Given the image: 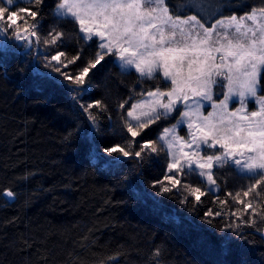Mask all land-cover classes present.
Returning a JSON list of instances; mask_svg holds the SVG:
<instances>
[{
    "label": "trees",
    "instance_id": "obj_1",
    "mask_svg": "<svg viewBox=\"0 0 264 264\" xmlns=\"http://www.w3.org/2000/svg\"><path fill=\"white\" fill-rule=\"evenodd\" d=\"M56 2L45 0L41 36L56 27L66 34L60 50L71 57L84 49L69 67L77 71L95 46L78 41L71 20L53 17ZM177 2L169 0V6ZM226 2L224 15H240L264 0ZM8 41L11 49L0 47V264H264V234L242 227L241 239L221 231L234 217H213L211 224L204 219L210 208L220 210L213 202L217 195L225 199L245 187L247 177L229 167L215 170L220 190L192 210L191 197L181 203L182 190L162 194L152 186L165 171L164 154L146 158L138 172L131 171V159L108 167L106 160L93 158V147L107 157L103 148L120 140L118 102L133 89L138 93L161 81L138 83L137 74L123 72L114 57L93 69L90 91L80 103L101 99L112 116L100 117L102 131L93 142L79 105L51 79L58 74L45 67L49 53L43 43L28 49L10 34ZM166 123L153 125L144 139H155ZM184 179L203 188L196 176ZM6 191L15 198L4 196ZM236 207L228 198L224 210ZM116 253L117 259H108Z\"/></svg>",
    "mask_w": 264,
    "mask_h": 264
},
{
    "label": "snow or ice",
    "instance_id": "obj_2",
    "mask_svg": "<svg viewBox=\"0 0 264 264\" xmlns=\"http://www.w3.org/2000/svg\"><path fill=\"white\" fill-rule=\"evenodd\" d=\"M44 4L0 0V47L12 48L9 34L28 49L43 43L49 53L43 57L45 67L58 74L51 79L86 116L88 139L94 142L101 133L99 120L109 108L101 99L80 100L90 91L91 71L106 58L114 57L123 72L134 71L138 83L162 82L138 93L133 89L118 102L120 140L103 148L107 157L93 147V158L106 160L108 167L131 159V171L138 172L146 158L164 154L165 171L152 186L162 194L182 190L181 203L191 197L192 210L202 197L220 190L215 170L232 168L249 183L225 199L217 195L213 202L220 210L210 208L204 219L211 224L213 217H234L221 231L231 230L241 239L242 227L264 234V3L224 15L226 0H178L171 7L169 0H57L53 17L71 20L78 41L95 46L77 71L69 67L81 60L84 49L71 57L60 50L66 34L56 27L41 36ZM107 118L112 119L110 113ZM169 120L174 123L160 128L155 139H144L153 125ZM192 176L203 188L185 181ZM3 195L14 199L16 194ZM228 198L237 205L234 210H224ZM153 255L158 257L160 249Z\"/></svg>",
    "mask_w": 264,
    "mask_h": 264
},
{
    "label": "rangeland",
    "instance_id": "obj_3",
    "mask_svg": "<svg viewBox=\"0 0 264 264\" xmlns=\"http://www.w3.org/2000/svg\"><path fill=\"white\" fill-rule=\"evenodd\" d=\"M249 107H252V105L250 104ZM170 123H174V120H169L165 126H168V124H170ZM183 134H184V131H181V135H183Z\"/></svg>",
    "mask_w": 264,
    "mask_h": 264
}]
</instances>
